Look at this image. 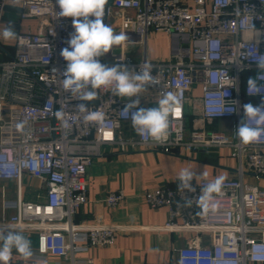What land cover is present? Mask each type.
<instances>
[{
  "label": "built area",
  "instance_id": "1",
  "mask_svg": "<svg viewBox=\"0 0 264 264\" xmlns=\"http://www.w3.org/2000/svg\"><path fill=\"white\" fill-rule=\"evenodd\" d=\"M8 9L18 17L13 21L16 38L0 37V179L20 184L26 174L44 189L35 200L18 196L15 213L0 216V228L10 225L21 233L36 231L42 240L43 250L29 260L22 257L20 264H35L45 254L72 258L77 251L115 243L122 224L73 221L87 202L86 168L102 155L104 145L163 153H174L181 146L229 148L237 162L236 175L226 177L221 192L214 194V210L204 213L197 198L215 178L193 179L195 192L185 191L183 198L177 181L143 193L149 208H167L163 224L127 226L194 232L196 239L206 234V242L195 239L175 248L177 264L182 257L183 264H264V191L243 180L246 173L264 178V136L247 145L236 136L243 105L264 101V94L247 92L248 78L258 72L255 61L264 55V0H107L104 23L115 19L118 33H126L129 40L100 57L101 63L123 64L132 72H139L145 63L151 65L159 83L139 96V107H156L163 92H173L181 100L179 111L170 115L169 136L162 143L137 133H120L122 124L131 122L130 116L121 115L130 101L114 96L110 88L97 89L92 101H80L63 90L61 73L67 62L60 52L68 46L74 28L71 17L57 16V0H0V30L8 24ZM23 19H34L35 27H20ZM152 31L171 37L167 57H146V40ZM131 44L143 46L141 58L127 53ZM194 88L199 89L196 97ZM193 98L198 100V112ZM80 103H86L89 112L103 113L105 119L86 122L87 113L77 107ZM188 105L197 113L189 131ZM58 112L63 115L58 117ZM214 119H229L230 132L204 126ZM184 198L192 200L191 206H184ZM123 199L122 189L105 196L110 207ZM83 264H93L92 258Z\"/></svg>",
  "mask_w": 264,
  "mask_h": 264
},
{
  "label": "crops",
  "instance_id": "2",
  "mask_svg": "<svg viewBox=\"0 0 264 264\" xmlns=\"http://www.w3.org/2000/svg\"><path fill=\"white\" fill-rule=\"evenodd\" d=\"M27 20V21H26ZM23 19L20 27L26 25L35 27ZM113 20V21H112ZM109 20L114 33L118 34L117 22ZM14 20H6L13 25ZM3 28V27H2ZM3 39V38H2ZM4 40V39H3ZM171 37L163 32H150L147 36L145 54L149 59L165 58L171 53ZM127 53L139 59L143 56V46L127 45ZM199 94V89H193V96ZM194 112H198V100L193 98ZM188 105L185 118L186 130L193 129L195 114ZM209 129L230 132L229 119H214L205 122ZM120 133L124 136L136 134L131 122L122 124ZM102 155L93 159L86 168L87 202L82 204L73 216L76 223H111L122 224L117 229L115 243L111 246H92L86 250L77 251L71 258L45 254L35 264H72V261L82 263L92 258L93 264H177L176 247L187 245L196 239L194 232H165L147 228H129L128 224L138 226L161 225L167 219L165 206L151 209L147 206L143 193L145 190L164 184L177 182V175L182 169H193L196 175L203 172V178L218 176L233 177L236 175V160L230 155L227 147H211L192 149L181 146L174 153H163L148 148H127L121 150L116 145H104ZM202 179V178H200ZM243 180L258 185L264 191V178H256L246 173ZM122 189L124 199L116 206L110 207L105 202L109 191ZM44 189L35 178L23 175L20 184L10 179H0V216L15 213L14 202L20 196L23 200H35L36 193ZM126 226V227H125ZM31 240L34 254L40 253L42 240L36 231L22 233ZM198 241L206 242L207 235L200 234ZM22 256L13 250L10 264H20Z\"/></svg>",
  "mask_w": 264,
  "mask_h": 264
},
{
  "label": "clouds",
  "instance_id": "3",
  "mask_svg": "<svg viewBox=\"0 0 264 264\" xmlns=\"http://www.w3.org/2000/svg\"><path fill=\"white\" fill-rule=\"evenodd\" d=\"M126 3V0H121ZM60 11L58 17H71L74 32L67 41L68 46L60 52L67 62L61 73L63 90L80 101H92L97 98V89L110 88L113 95L128 98L129 103L121 110L124 118L130 116L133 129L141 137L148 136L154 142H165L169 136L170 115L179 111L181 100L173 92H163L157 99L156 107H139V96L145 93L149 86L159 83L151 74V65L145 63L139 72H132L126 65L116 64L108 66L100 61V57L109 53L114 46H119L129 40L126 33H114L110 25L104 23L105 5L107 0H57ZM0 37L4 40L16 38L14 26L9 23L0 30ZM257 75L247 80L248 95L264 94V55L255 61ZM136 97V99H132ZM86 122H102L105 117L99 111H88L86 103L77 105ZM135 109V111H133ZM243 119L236 128V136L242 144L259 142L264 136V101L260 105L246 103L243 105ZM62 116V112L56 113ZM254 122V123H253ZM22 127V125H20ZM206 176L203 172L196 175L193 169H182L178 175V191L184 197L185 191L195 192L193 179L198 180ZM225 176H218L212 182L201 188V195L197 198L199 206L207 213L214 194L221 192ZM192 200L184 198V206H191ZM13 250L24 260L34 255L31 240L21 232L15 231L10 225L0 228V264H10ZM183 257L181 264H183ZM198 259V257H197Z\"/></svg>",
  "mask_w": 264,
  "mask_h": 264
},
{
  "label": "rangeland",
  "instance_id": "4",
  "mask_svg": "<svg viewBox=\"0 0 264 264\" xmlns=\"http://www.w3.org/2000/svg\"><path fill=\"white\" fill-rule=\"evenodd\" d=\"M17 17H18V14L14 10H11V9L7 10L6 12L7 20H15ZM34 21H35L34 19L28 20L29 23H34Z\"/></svg>",
  "mask_w": 264,
  "mask_h": 264
}]
</instances>
